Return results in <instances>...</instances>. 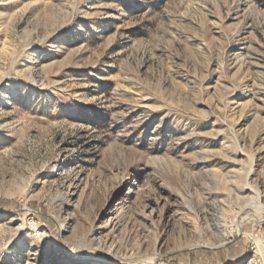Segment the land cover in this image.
Wrapping results in <instances>:
<instances>
[{
	"label": "rangeland",
	"instance_id": "obj_1",
	"mask_svg": "<svg viewBox=\"0 0 264 264\" xmlns=\"http://www.w3.org/2000/svg\"><path fill=\"white\" fill-rule=\"evenodd\" d=\"M257 202L264 0H0V264H264Z\"/></svg>",
	"mask_w": 264,
	"mask_h": 264
},
{
	"label": "bare ground",
	"instance_id": "obj_2",
	"mask_svg": "<svg viewBox=\"0 0 264 264\" xmlns=\"http://www.w3.org/2000/svg\"><path fill=\"white\" fill-rule=\"evenodd\" d=\"M257 203L258 204H256V206L254 205L255 206L254 208H256L255 212H249L246 216H243L241 218V220L244 221V219H246V220H250V221L252 220V221H255V222H261L262 221V213L264 212V205H262V204L260 205L259 202H257ZM238 221L240 222V219L237 220V222ZM238 232L239 233H244L243 227H242L241 224L238 225Z\"/></svg>",
	"mask_w": 264,
	"mask_h": 264
}]
</instances>
